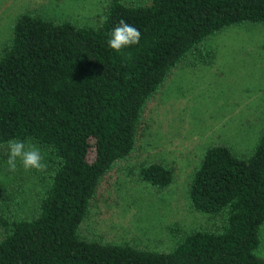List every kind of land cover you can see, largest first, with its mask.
Wrapping results in <instances>:
<instances>
[{
    "label": "trees",
    "instance_id": "1",
    "mask_svg": "<svg viewBox=\"0 0 264 264\" xmlns=\"http://www.w3.org/2000/svg\"><path fill=\"white\" fill-rule=\"evenodd\" d=\"M121 19L141 39L117 53L107 41ZM246 23L264 26V0H150L145 6L111 0L98 28L21 15L0 57V148L13 138L30 140L55 159V175L38 215L0 219V264H264L257 254L264 132L249 158L216 144L195 172L191 206L221 217L217 231L195 230L172 252L89 241L80 233L104 178L135 151L145 106L171 71L190 53H203L212 36ZM140 177L163 190L174 171L144 164Z\"/></svg>",
    "mask_w": 264,
    "mask_h": 264
},
{
    "label": "rangeland",
    "instance_id": "2",
    "mask_svg": "<svg viewBox=\"0 0 264 264\" xmlns=\"http://www.w3.org/2000/svg\"><path fill=\"white\" fill-rule=\"evenodd\" d=\"M122 1L132 6L150 3ZM110 2L0 0V57L21 15L34 13L57 23L70 21L98 28ZM201 47L203 53L187 55L147 102L136 149L100 184L81 228L82 238L172 252L193 231H217L223 225L221 217L202 215L192 208L189 190L211 146L223 144L238 157L249 158L263 135L264 26L246 23L230 27ZM40 148L51 172L55 159ZM7 158V147L0 148V219H32L40 211L50 175L25 171L19 162L17 170L10 172ZM151 163L174 171L170 187L158 189L141 179V167ZM257 254L264 257V228Z\"/></svg>",
    "mask_w": 264,
    "mask_h": 264
},
{
    "label": "clouds",
    "instance_id": "3",
    "mask_svg": "<svg viewBox=\"0 0 264 264\" xmlns=\"http://www.w3.org/2000/svg\"><path fill=\"white\" fill-rule=\"evenodd\" d=\"M140 39L141 32L124 19H121L112 29L107 44L110 49L119 53L122 49L138 45ZM6 146L8 150L6 161L8 171L15 172L18 166L17 162H19L25 171L35 170L38 173L55 175V172H49L50 162L46 160L42 149L30 140L13 138L7 141Z\"/></svg>",
    "mask_w": 264,
    "mask_h": 264
}]
</instances>
